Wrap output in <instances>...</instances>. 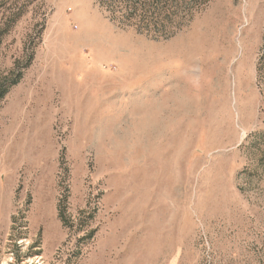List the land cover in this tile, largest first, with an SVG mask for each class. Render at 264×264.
<instances>
[{
    "label": "rangeland",
    "instance_id": "obj_1",
    "mask_svg": "<svg viewBox=\"0 0 264 264\" xmlns=\"http://www.w3.org/2000/svg\"><path fill=\"white\" fill-rule=\"evenodd\" d=\"M182 1L0 0V264H264V0Z\"/></svg>",
    "mask_w": 264,
    "mask_h": 264
},
{
    "label": "trees",
    "instance_id": "obj_2",
    "mask_svg": "<svg viewBox=\"0 0 264 264\" xmlns=\"http://www.w3.org/2000/svg\"><path fill=\"white\" fill-rule=\"evenodd\" d=\"M182 0H95L111 20L122 26H135L143 33L159 37H170L178 32L183 24L180 21ZM192 3L194 0H191ZM186 9V8H185ZM187 20L192 14L188 12ZM264 70V51L259 60V70ZM18 80L8 81L10 84ZM6 92L0 90V97Z\"/></svg>",
    "mask_w": 264,
    "mask_h": 264
}]
</instances>
